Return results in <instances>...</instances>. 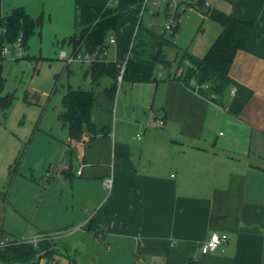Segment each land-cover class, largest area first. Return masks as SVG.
I'll list each match as a JSON object with an SVG mask.
<instances>
[{
	"label": "crops",
	"instance_id": "0c3cea01",
	"mask_svg": "<svg viewBox=\"0 0 264 264\" xmlns=\"http://www.w3.org/2000/svg\"><path fill=\"white\" fill-rule=\"evenodd\" d=\"M65 1L72 12L65 39L74 32L78 7L105 8L114 2L117 12L142 9L140 0H124L126 6L122 0ZM221 1L224 6L216 10L254 26L229 69L233 80L252 91L238 116L225 108L232 91L220 106L179 81L163 80L162 74L155 83L131 84L123 90L131 115L117 120L109 110L113 103L105 102L103 113L94 104V139L84 137L82 143L68 138L59 171L70 180L71 199L84 216L79 228L87 231L91 244L105 246L108 260L264 264V0ZM16 7L34 18L24 0H0V16ZM203 20L213 25V32L200 53L192 54L195 57L205 54L221 31L207 16ZM122 24L120 15L118 27ZM68 46L67 57L73 55ZM128 54L116 62H125ZM119 97L120 91L117 101ZM107 177L112 179L110 192L102 186ZM82 186L88 189L81 191ZM84 194L88 200L80 204ZM212 233L226 235L227 241L202 254L200 247Z\"/></svg>",
	"mask_w": 264,
	"mask_h": 264
},
{
	"label": "rangeland",
	"instance_id": "374dc122",
	"mask_svg": "<svg viewBox=\"0 0 264 264\" xmlns=\"http://www.w3.org/2000/svg\"><path fill=\"white\" fill-rule=\"evenodd\" d=\"M24 1L34 15V18L30 17L39 25L27 41L29 57L1 61V95L14 93V99L8 110H0V227L16 239L32 237L37 231L46 230L48 237L38 249H55L57 253L50 260L42 258L40 264H124L123 260H108L105 246L100 242L91 244L87 231L81 230L84 216L78 214L71 199L70 180L59 171L67 156L68 131L59 119L67 88H93L96 110L103 113L105 102L109 101L104 90L114 80L104 73L97 83H93L87 72L91 63L84 60L87 54L83 49L78 53L81 60L75 57L67 64L57 57L61 51L71 54L68 46L71 44L65 37L70 35L71 27L67 26V21L72 22V12L65 0ZM140 1V12L118 11L123 24L107 35L106 53L99 61L105 64L123 61L140 22L155 33L162 32L163 9L172 0ZM176 1L187 3L188 0ZM203 3L208 8L201 7L199 1L186 8L175 36L169 32L164 35L190 54L200 53L203 41L213 32V25L203 20L206 11L224 6L221 0H203ZM122 5L126 6V1L122 0ZM111 6L115 7L114 2ZM210 24L216 23L211 21ZM109 37H115L116 41L109 43ZM166 53L172 60L174 50L169 49ZM166 73L162 70L164 76ZM129 86L131 83L116 82V96L109 110L112 116L116 114L117 120L132 114L129 97L127 104V98L122 95ZM87 189L81 187V191ZM91 192L97 193V190ZM82 199L80 204L88 200L85 194Z\"/></svg>",
	"mask_w": 264,
	"mask_h": 264
},
{
	"label": "trees",
	"instance_id": "16d2710c",
	"mask_svg": "<svg viewBox=\"0 0 264 264\" xmlns=\"http://www.w3.org/2000/svg\"><path fill=\"white\" fill-rule=\"evenodd\" d=\"M201 7L204 6L203 0ZM203 3V4H202ZM199 6V5H198ZM208 8V6H206ZM201 8L199 7L198 10ZM206 16L220 25L221 31L203 57H195L164 35L152 29L138 24L129 54L125 62H113L105 64L104 61H96L89 65L87 72L93 83L108 73L114 83L105 88L104 94L113 103L116 96V82H119L121 66V81L131 84L155 83L160 80L162 70L167 71L163 80L179 81L190 90L203 97L210 98L217 105L223 106V97L226 92L233 93L232 99L225 106L228 113L238 116L252 96V91L246 86L236 82L229 75L230 66L236 53L242 50L253 29V25L233 18L219 10L206 11ZM120 24V15L112 6L78 7L74 12V32L68 38L73 54L77 55L80 50L85 53H99L105 47V40L110 32H116ZM39 22L32 19L23 7H16L8 15L0 16V28L5 29V34H0L2 39H15L22 33L24 44L27 47L28 38L33 34L35 26ZM179 26V25H178ZM178 27L172 32L175 36ZM1 40V39H0ZM174 50L172 60L167 57V50ZM26 58V57H25ZM2 60H0V110L6 111L11 106L14 93L1 95L3 91V78L1 75ZM175 63V64H174ZM96 100L92 89L68 87L63 98V110L59 119L68 131L71 142H82L84 137L91 142L96 135V126L92 115ZM106 133V129L102 130ZM44 241V240H43ZM31 243L12 244L0 249V262L5 264H38L42 258L52 259L57 253L55 249L38 247ZM21 259V260H20ZM27 261V262H25ZM188 264H197L191 261Z\"/></svg>",
	"mask_w": 264,
	"mask_h": 264
},
{
	"label": "built area",
	"instance_id": "2783aa9c",
	"mask_svg": "<svg viewBox=\"0 0 264 264\" xmlns=\"http://www.w3.org/2000/svg\"><path fill=\"white\" fill-rule=\"evenodd\" d=\"M147 0L144 1L146 3ZM199 0H188L187 3L184 2H177V1H170L166 4L165 9V18L164 23L162 25V31L166 32H172L181 21L182 14L186 11V8L188 6H193L197 4ZM198 6V5H197ZM203 7H206V4H204ZM5 29L0 28V34H5ZM0 60L4 61L5 59L8 60H21L27 56V47L24 44L22 33H19L18 36L13 40H5L0 38ZM109 43H114V38L109 37L108 39ZM106 49L103 47L99 53H92L85 55L84 60L92 63L94 61H99L100 57L102 58L105 56ZM75 57H77L79 60H81V57L75 54L67 57L64 51L59 52L58 58L60 60L65 61L67 64L70 63ZM123 72V65L121 66L120 70V76L118 77V80L121 81V73ZM233 96V93H232ZM76 174H81V168L76 170ZM102 186L105 190L108 192L112 189V179L110 177H107L102 180ZM48 237L47 234H35L32 237L29 238H22V239H16L9 237L8 235L4 234L0 227V249L6 248L12 244H19V243H31L33 245H37L39 242L46 240ZM227 241V236L224 234H217L212 233L208 237V239L201 245L200 252L202 254H207L212 251H214L217 247L220 245L225 244Z\"/></svg>",
	"mask_w": 264,
	"mask_h": 264
}]
</instances>
